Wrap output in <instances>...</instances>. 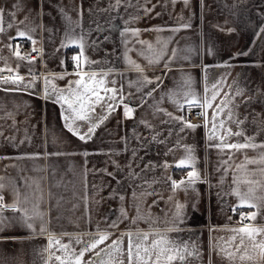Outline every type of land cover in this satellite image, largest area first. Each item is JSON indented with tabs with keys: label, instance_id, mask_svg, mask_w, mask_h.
<instances>
[{
	"label": "crops",
	"instance_id": "0c3cea01",
	"mask_svg": "<svg viewBox=\"0 0 264 264\" xmlns=\"http://www.w3.org/2000/svg\"><path fill=\"white\" fill-rule=\"evenodd\" d=\"M128 2L131 7L127 6ZM110 3L114 4L115 0H0V7L5 9L0 20V27L5 29L0 33V57H3L0 69H12L11 73L5 70L0 75H16L18 71L27 84L34 79L29 69L36 74L34 86L27 91H5L13 86L0 84V157H5L0 159V184H3L0 194L5 203L12 204L19 193L22 202L27 199L24 207L31 211L38 206L43 213L42 219L34 223L35 231L16 220L5 223L0 231V264H58L53 254L61 253L55 246L49 249L50 235L67 244L70 237L96 232L97 227L110 233L105 245L124 232H168V229L178 227L179 232H168V236L188 242L189 246L196 245L201 256L192 264H241L239 252L233 262L217 253L220 247L226 246V241L237 235L229 229L244 226L237 223L236 211H232L240 203L231 194L237 187L234 179L239 181L242 192L249 188L255 190L256 199L251 202L264 204L261 199L264 198V163H245L246 159L259 161L264 149L232 151L231 159L228 150L221 153L215 148L209 149L204 118L188 120L185 117L187 111L201 113L205 109L199 104L191 108L184 104L182 110L178 109L167 93L187 91L183 82L190 78L191 91L202 102L205 88L211 95L213 85L219 82L221 95L212 104L220 103L223 93H228L227 98H234L236 104L234 119L244 121L240 128L235 123L226 127L233 132L243 130L245 136H255L257 144L264 143V131H259L264 129V34L257 35L264 28V0H188L187 6L184 0L175 3L172 0H125L119 8L101 11ZM16 4L19 8L14 7ZM145 7L151 11L145 12ZM9 24L13 27L9 28ZM182 25L190 27H181L175 33L168 30ZM125 27L139 29V35L121 36ZM26 28H36L32 33V39L37 41L35 45L27 38L16 37L18 30ZM157 28L163 30H154ZM72 29L75 36L88 34L85 56L91 61L102 62L90 70L113 69L115 75L108 79H116L117 86L123 85L126 94L133 93V100L138 98L136 86L129 87V82L140 78V73L129 60L139 64L149 79L157 76L163 79L161 88L135 111L133 118L125 119L123 107H117L87 143L65 127L61 113L67 109V104L62 106V102H57L56 95L44 98V76H64V79L48 82V90L51 92L55 87L58 93L68 89L70 81L78 79L72 57L79 54L80 48L66 35L71 34ZM229 29L234 31L229 32ZM10 36L16 39L10 41ZM105 37L108 38L105 40ZM93 41L97 42L95 47L91 46ZM139 41L147 43L142 45ZM9 43L13 45L12 50L6 47ZM163 43H167L164 59L150 65L149 56L152 54L147 51V45L159 49ZM21 44L40 49V55L33 63L19 60L13 54L16 45ZM62 44L67 46L62 47ZM173 49H177V58L170 67L182 71L173 70L163 75L164 63L172 56ZM140 52L145 54L139 55ZM243 52L250 54L236 55ZM226 61L231 67L224 66ZM17 65H20L18 70ZM222 77L226 79L222 80ZM74 89L75 85H72L71 90ZM241 90L243 95L237 96ZM62 94L67 96L68 92ZM180 103H184L183 99ZM131 106L136 107L135 104ZM154 106L174 116L183 115L200 126L181 132L178 124H162L167 117L163 113L154 115ZM212 112L213 109H207L209 119ZM102 113L107 114L97 106L96 114ZM226 113L227 109L221 115L226 118ZM141 120L149 121L154 129L145 127ZM77 123L82 131L87 130L84 122ZM169 127L173 128L171 137H168ZM156 132L161 133L160 139L167 137L168 143L152 141ZM237 140L244 142L243 137L230 138V142ZM186 146L194 150L195 167L201 179L187 191L173 193L164 178L171 176L176 181L187 178L191 167H176L185 156ZM170 148L174 151L166 156ZM37 152L65 155L36 160L8 158ZM85 152L89 155H83ZM223 161H227V165ZM165 162L171 165L167 170L160 167L145 169L150 163L162 165ZM116 165L119 172H116ZM223 167L228 168L227 174ZM104 169L115 173V179L106 175ZM132 170L144 171L139 179L131 180L128 173ZM133 192L136 193L135 199ZM147 192L156 195H147ZM177 204L183 206L179 221L176 220ZM121 209L127 218L121 216ZM239 209L257 211L248 206ZM4 215L12 218L14 213L6 210ZM111 221H117L116 228H108ZM245 225L264 228V208L255 221ZM41 227L46 229L42 234ZM235 243H239V238ZM126 244L125 239L122 246L126 247ZM73 246L77 250L80 248V245ZM245 249L253 260L244 264H264L258 259V249H254L247 239L240 252ZM228 250L236 252L234 246ZM50 256H53L51 261Z\"/></svg>",
	"mask_w": 264,
	"mask_h": 264
},
{
	"label": "snow or ice",
	"instance_id": "6c2138e0",
	"mask_svg": "<svg viewBox=\"0 0 264 264\" xmlns=\"http://www.w3.org/2000/svg\"><path fill=\"white\" fill-rule=\"evenodd\" d=\"M125 0H115V3H110L107 9H102L101 11H112L113 9L119 8L122 6ZM173 3L176 0H172ZM203 2V0H201ZM185 5L187 6L188 0H184ZM128 7H131V3H127ZM14 7L19 8V4L14 5ZM155 5H153V8ZM145 12H150L151 9L145 7ZM5 14V9L0 7V20L3 19ZM61 14L63 13V9H61ZM159 15V13H157ZM12 16H15V13H12ZM67 18V17H66ZM70 19V18H68ZM20 24H24V21H19ZM128 22L126 21L125 24ZM78 26V25H77ZM9 28L13 27V24L8 25ZM181 27L187 28L190 25H182L176 28L168 29L172 32H178L181 30ZM99 30V26L97 27V31ZM156 31H161L163 29H154ZM5 31L4 28L0 27V33ZM36 31V28H26L25 30H18L16 33V37L19 38H27L31 40L33 45L37 43L36 40L32 39V33ZM139 29H132L129 27H125L121 32V36L126 34H131L132 36L139 35ZM229 32L234 31V29H229ZM71 34H66L67 38L70 40L72 44H78L80 48V52L78 55L73 56V61L76 62V72L75 75L78 77L75 81L69 82V88L64 89L61 93H58L55 87L52 88L50 92L48 90V82L51 79H64L63 75L50 77L44 76L45 80V91L44 98L48 99L52 95H56L57 102H62L63 104H67V109L61 113V118L64 120L65 127L68 128L73 135L77 136L81 141L87 143L89 140L93 138L95 135L96 129L100 127L104 121L108 118V115L112 112L116 111L117 107H123V115L125 119H131L134 117L135 111L139 107H143L146 100L153 96L155 92H157L161 85L163 84V79L161 76L155 77V79H149L146 75H144V69L136 64L134 61L129 60V63L134 65L138 73H140V78L135 81L129 82V87L136 86V94L138 98L136 100L132 99L133 93H125L123 91V85L117 86L116 79H108L109 76L115 75L113 69H109L108 71H91L93 65H99L101 61H91L85 56L86 47H88L86 36L87 33H82L79 36H75V30H70ZM264 34V28L260 29V32L257 35ZM16 37H9L8 39L14 40ZM108 37H105V40ZM140 44L144 45L147 42L139 41ZM160 43V42H158ZM97 45L96 41L92 42V47ZM62 47H66L67 45L62 44ZM10 50L13 49V45L9 43L6 45ZM33 52H37L36 48H33ZM147 51L152 55L149 56V64H158L161 60L164 59V52L167 51V43H163L159 49H154L151 44L147 45ZM13 54L19 60H28L29 64L33 63L36 59L35 56H30L28 54L21 55L19 50V45H16ZM139 55H144V52L138 53ZM249 52L237 53L236 55H249ZM126 59L127 56L125 57ZM177 58V49L172 50V56L168 58V60L164 63V72L163 75H167L169 71L173 70H181L182 69H173L170 67V64L174 63ZM3 59V57H0ZM63 63V61H62ZM225 67H231L229 62H225ZM20 65H17V70ZM88 69V70H86ZM7 70L9 73L12 72V69L5 68L0 69V73ZM30 74L34 77L32 81H29L27 84L24 83L25 77L16 75H8L3 76L0 75V84L3 85H11L13 87L6 88L5 91H27L28 88L33 87L35 84L36 74L32 73V70L29 69ZM222 80L226 79V77H222ZM75 85L74 91L71 90V86ZM111 85V86H109ZM154 85V86H153ZM153 86V87H149ZM183 86L188 90L184 92H176L169 91L167 93V97L171 100V102L176 105L178 109H183L184 104H187L189 108L200 105L201 108L205 109L202 111L200 115L204 118V125L207 131V138L209 140L208 148H215L219 152L224 153L225 150H228L229 159H231L232 151H241L244 149H264V143L257 144L255 142V136H245L243 130L233 132L230 127H226L227 124L235 123L237 128H240L243 125L244 121L236 120L235 112L233 108L236 107V104L233 99H229L228 93H223V97L220 100V103L213 105L212 101H215L218 96L221 95L219 89V82L216 85H213L211 90V95H209V90L205 88V95L201 102L200 99L197 98V95L191 91L190 78H187L183 82ZM62 92H68V95L65 96ZM237 96L243 95L242 90L236 93ZM189 97H192L189 99ZM164 97H161L163 100ZM183 99L184 103H180V100ZM135 104L136 107H132L131 105ZM100 106L101 109L105 110L107 114H96V107ZM155 111L154 115H158L163 113L167 117L166 120L161 121L162 124L174 125L178 124L180 127V131L183 132L185 129H195L200 125H196L186 120L183 115L174 116L172 113L167 112L166 110L159 108L158 106H154ZM207 109H213L212 116L209 119L207 114ZM227 109L226 118L221 114L224 113V110ZM11 117V114H9ZM77 122H84L87 125V130L82 131L78 126ZM141 124L149 129H154V126L146 120H141ZM209 124L211 127L209 128ZM259 131H264V129H260ZM2 135V133H0ZM173 135V128L169 127L168 129V137ZM161 133L156 132L155 135L151 137V140L157 142L159 144H167L168 138L160 139ZM232 137H243L244 142L241 143L239 140L236 142H230V138ZM139 138V137H137ZM9 140H14V137H9ZM23 143V141H21ZM177 147H179V141H177ZM174 149H168V152L165 153L167 156L169 153L173 152ZM185 156L179 160L176 164L178 168L191 167V171L187 173V178L182 179L180 181H176L172 179L171 176H166L165 182L170 183V187L173 193L184 190L187 191L189 187L193 186L197 181L201 179L200 172L197 171L195 167V156L194 150L191 147L186 146L184 148ZM65 155V153L59 152H44V153H32V154H24L16 157H8L9 159L23 160V159H47L51 156ZM83 155L88 156L89 153L85 152ZM135 155V153H133ZM5 157H0V159H4ZM246 164H255V163H264V155L261 156L259 161L257 160H247ZM224 165H227V161H223ZM131 164L129 168H131ZM153 167H160L165 170L171 167L170 164L165 162L162 165H152L151 163L145 165V169H152ZM220 170V169H218ZM106 175L112 176L115 179V173H109L106 169L102 170ZM120 168L116 165V172H119ZM144 170L140 173L132 170L128 173L129 179L136 180L142 176ZM223 171L225 174L228 172L227 167H223ZM157 181H153L156 183ZM234 183L237 184V187L233 189L232 195H235L240 201L235 207L232 208V211L235 212L239 208L248 206L250 208H255L257 211L250 212L248 216H241V221L244 220H252L255 221L257 215L264 208V204H258L251 202L255 197V190L249 188L247 192H242L239 187V181L234 179ZM251 183V182H247ZM142 185H136V187H141ZM151 188V184L148 185ZM3 188V184H0V189ZM147 195H156L155 192H147ZM133 198H136V193L133 192ZM121 200L124 199L123 196L120 197ZM171 199V197H169ZM264 199V198H261ZM27 203V199L25 201H21L19 199V193L17 194V199L12 204H7L4 202V197L0 194V231H3L5 223L10 220H16L26 226L28 229L35 231L34 223L37 219H42L43 213L38 210V206H34L30 211L27 207H24V204ZM153 203H156L154 200ZM177 213L176 220H180V213L182 209V205L177 204ZM6 210H11L14 213L12 218L6 217L4 212ZM121 216L127 218L126 212L121 209ZM117 221H111L108 224V228H116ZM180 228H170L168 232H179ZM46 229L44 227L40 228L41 234L44 233ZM229 231L237 234L233 235L230 240L226 241V246L220 247L218 251V255L222 257L226 256V258L233 262L236 259L237 252L240 253L239 260L241 264H244L245 261L253 260V257L247 253V249L243 252H240L241 248H243L245 244V240L247 239L252 243L254 249H258V259L264 261V239H258V237H264V228L257 229L254 227H249L248 225H244L237 229H229ZM168 232H124L121 233L120 237L112 240L110 244L105 245V241L109 239L110 233L105 229L101 231L99 227H97L96 232H88L84 233L80 236L70 237L69 243L64 244L60 240L55 239L53 236H49V249L53 246L57 248V250L61 253V255H55L54 259L58 262V264H192L193 261L200 258L201 253L197 249L194 243L189 246L188 242H181L174 239H171L168 236ZM239 238V243H235V241ZM125 239L127 241L126 247H123ZM73 244L80 245V248L77 250ZM104 245L103 247H100ZM235 247L236 252L229 251L230 247ZM86 254H88V258L85 259ZM53 256L49 257V261L53 259Z\"/></svg>",
	"mask_w": 264,
	"mask_h": 264
},
{
	"label": "built area",
	"instance_id": "2783aa9c",
	"mask_svg": "<svg viewBox=\"0 0 264 264\" xmlns=\"http://www.w3.org/2000/svg\"><path fill=\"white\" fill-rule=\"evenodd\" d=\"M33 48L35 47H29V46H26V45H19V50L21 52V55H25V54H28L30 56H35L37 57L38 55H40V49L36 48L38 51L37 52H33ZM1 74H4L1 73ZM185 117L188 119V120H202V116L200 115V112L198 111H187L185 113ZM250 213L249 210L247 209H239L235 212V218H236V221L237 223L239 224H249L251 222V220H244V221H241V216L244 215V216H248V214Z\"/></svg>",
	"mask_w": 264,
	"mask_h": 264
},
{
	"label": "trees",
	"instance_id": "16d2710c",
	"mask_svg": "<svg viewBox=\"0 0 264 264\" xmlns=\"http://www.w3.org/2000/svg\"><path fill=\"white\" fill-rule=\"evenodd\" d=\"M68 60H69V59H68ZM68 60H67V61H68ZM68 62H69V61H68Z\"/></svg>",
	"mask_w": 264,
	"mask_h": 264
}]
</instances>
